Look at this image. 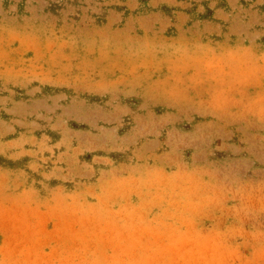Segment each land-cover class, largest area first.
<instances>
[{"label": "rangeland", "instance_id": "rangeland-1", "mask_svg": "<svg viewBox=\"0 0 264 264\" xmlns=\"http://www.w3.org/2000/svg\"><path fill=\"white\" fill-rule=\"evenodd\" d=\"M0 264H264V0H0Z\"/></svg>", "mask_w": 264, "mask_h": 264}]
</instances>
